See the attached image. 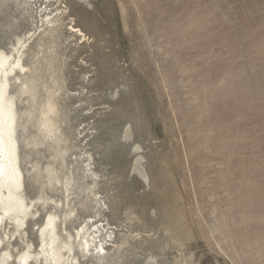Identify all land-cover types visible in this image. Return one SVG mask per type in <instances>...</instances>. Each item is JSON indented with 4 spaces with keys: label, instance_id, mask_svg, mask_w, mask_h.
<instances>
[{
    "label": "rangeland",
    "instance_id": "rangeland-1",
    "mask_svg": "<svg viewBox=\"0 0 264 264\" xmlns=\"http://www.w3.org/2000/svg\"><path fill=\"white\" fill-rule=\"evenodd\" d=\"M20 1L0 0L1 49L41 26ZM51 4L45 13L58 10L59 33L35 39L23 56L36 103L23 97L16 109L34 114L26 123L33 136L43 86L56 80L61 184L45 178L53 151L27 149L20 133L19 166L25 198L59 207L37 203L12 254L39 248L48 212L60 217L62 238L99 220L92 191L103 212L97 224L115 242L101 264H264V0Z\"/></svg>",
    "mask_w": 264,
    "mask_h": 264
},
{
    "label": "bare ground",
    "instance_id": "bare-ground-1",
    "mask_svg": "<svg viewBox=\"0 0 264 264\" xmlns=\"http://www.w3.org/2000/svg\"><path fill=\"white\" fill-rule=\"evenodd\" d=\"M40 1L21 0L19 4L28 12L35 13V18L39 16L41 26L37 21L35 29L31 33L27 32L15 36V41L9 44L7 50L0 48V264H80L77 255H80L81 258H88L90 260L88 264H101L107 258L106 256L115 242L114 237L109 233L110 231H106L102 223L97 224L101 221L100 217L103 212L96 200L95 193L92 191H89V194L94 198L92 199L94 203L92 210L95 213L93 218H99V220L88 219L84 221L80 228L75 230L74 235L66 233V229H64L62 233L65 234V237L62 238L57 228V221L60 217L56 211L48 212L42 225L37 228L39 248L33 251L30 244L27 243L23 250L17 252L15 256L11 252L12 241H16V236H19L25 230L26 221L30 218L35 219L37 203L40 202V206L44 208L48 203H53L56 207H59L58 201L53 198L41 196H37L36 200L25 198L23 195L24 169L22 170L19 166V162H21L19 161L20 133V137L25 139L24 146L27 149L35 150L38 146H46L53 151L52 161L44 169L45 178L48 186L61 184L57 175L58 170L54 167L57 159L58 161L63 160L61 150L57 149L61 130L54 118L57 114L56 95L58 89L56 80L52 81L53 87L46 88L43 86L45 96L44 100L38 103L39 110L34 120L36 133L33 136L30 137L27 134L26 123L31 121L34 114H31V110H26L24 114H21L16 109V101L20 98L29 97L32 103H36L37 99V93L34 92L36 80L28 75L31 73L30 66L23 63L26 47L42 36L54 38L59 29V19L61 18H58V10L55 14L53 11L45 13L48 7L52 6L51 2L53 0H48L49 5L39 13L34 6H37ZM43 12L44 14H42ZM69 30L72 34L85 37L79 28L71 25ZM37 48L39 51L34 55V58L41 51L39 45H37ZM12 83L16 87L15 90H11ZM56 152L58 154H55ZM88 171L91 170L87 167ZM70 182V178H66L62 183L65 201L69 196ZM90 182L95 183L91 177ZM73 214V210L69 208L65 212L61 223L65 224ZM117 248H120L119 245H117Z\"/></svg>",
    "mask_w": 264,
    "mask_h": 264
}]
</instances>
